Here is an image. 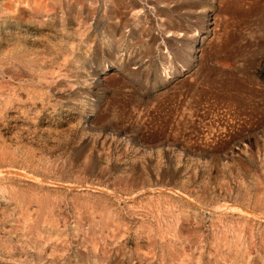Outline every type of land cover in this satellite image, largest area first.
Masks as SVG:
<instances>
[{
    "label": "rangeland",
    "instance_id": "374dc122",
    "mask_svg": "<svg viewBox=\"0 0 264 264\" xmlns=\"http://www.w3.org/2000/svg\"><path fill=\"white\" fill-rule=\"evenodd\" d=\"M0 264H264V0H0Z\"/></svg>",
    "mask_w": 264,
    "mask_h": 264
},
{
    "label": "bare ground",
    "instance_id": "6f19581e",
    "mask_svg": "<svg viewBox=\"0 0 264 264\" xmlns=\"http://www.w3.org/2000/svg\"><path fill=\"white\" fill-rule=\"evenodd\" d=\"M112 2H113V1H112ZM153 2H154V1H153ZM131 3L133 4V2H131ZM162 3H163V2H162ZM68 6H69V5H68ZM121 6H122V5H121ZM121 6H120V7H121ZM161 6H162V5H161ZM124 7H125V6H124ZM121 8H122V7H121ZM142 8H143V7H142ZM76 9H77V8H76ZM137 9H138V8H137ZM144 10H145V9H144ZM154 10H155V9H154ZM154 10H153V11H154ZM123 11H124V10H123ZM79 12H80V11H79ZM79 12H78V13H79ZM157 12H158V11H157ZM157 12H156V13L153 12V13H155V14L157 15ZM158 13H159V12H158ZM121 14H122V13H121ZM137 14H138V13H137ZM110 15H111V14H110ZM158 15H159V14H158ZM161 16H162V15H161ZM111 17H112V16H111ZM117 17H118V16H117ZM117 17H116V18H117ZM127 17H128V16H127ZM136 18H137V17H136ZM112 20H113V19H112ZM114 21H115V20H114ZM140 22H141V21H140ZM173 27H175V26H173ZM173 27H172V28H173ZM175 30H176V29H175ZM167 32H169V31H167ZM180 32H181V31H179L178 33H180ZM135 33H136V32H135ZM174 33H175V32H174ZM176 34H177V32H176ZM183 34H185V33H183ZM186 34H187V33H186ZM178 35H180V34H178ZM115 38H116V37H115ZM175 39H176V38H175ZM155 40H156V39H155ZM173 40H174V39H173ZM175 41H176V40H175ZM173 42H174V41H173ZM183 42H184V41H183ZM110 43H111V42H110ZM165 43H166V42H165ZM194 45H195V44H194ZM171 48H172V47H171ZM186 50H187V49H186ZM121 63H122V61H121ZM119 64H120V63H119ZM134 64H135V63H134ZM132 65H133V64H132ZM139 65H140V64H139ZM135 66H136V65H135ZM120 67H121V66H120ZM172 72H173V71H172ZM165 74H166V73H165ZM129 75H130V74H129Z\"/></svg>",
    "mask_w": 264,
    "mask_h": 264
}]
</instances>
